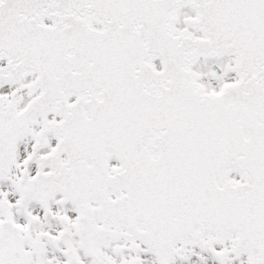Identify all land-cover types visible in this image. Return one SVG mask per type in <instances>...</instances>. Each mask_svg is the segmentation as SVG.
<instances>
[{"label":"snow or ice","instance_id":"snow-or-ice-1","mask_svg":"<svg viewBox=\"0 0 264 264\" xmlns=\"http://www.w3.org/2000/svg\"><path fill=\"white\" fill-rule=\"evenodd\" d=\"M0 264H264V0H0Z\"/></svg>","mask_w":264,"mask_h":264}]
</instances>
